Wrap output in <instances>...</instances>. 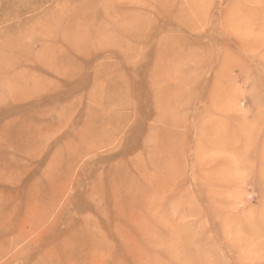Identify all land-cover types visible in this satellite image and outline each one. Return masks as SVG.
Wrapping results in <instances>:
<instances>
[{
    "label": "rangeland",
    "instance_id": "rangeland-1",
    "mask_svg": "<svg viewBox=\"0 0 264 264\" xmlns=\"http://www.w3.org/2000/svg\"><path fill=\"white\" fill-rule=\"evenodd\" d=\"M0 264H264V0H0Z\"/></svg>",
    "mask_w": 264,
    "mask_h": 264
}]
</instances>
